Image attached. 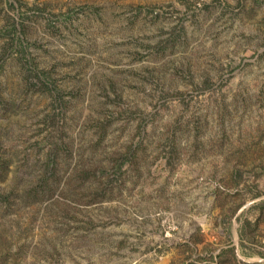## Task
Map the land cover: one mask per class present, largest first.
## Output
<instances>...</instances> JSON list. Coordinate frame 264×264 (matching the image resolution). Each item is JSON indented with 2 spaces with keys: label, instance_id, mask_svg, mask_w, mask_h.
<instances>
[{
  "label": "rangeland",
  "instance_id": "obj_1",
  "mask_svg": "<svg viewBox=\"0 0 264 264\" xmlns=\"http://www.w3.org/2000/svg\"><path fill=\"white\" fill-rule=\"evenodd\" d=\"M0 264H264V0H0Z\"/></svg>",
  "mask_w": 264,
  "mask_h": 264
}]
</instances>
